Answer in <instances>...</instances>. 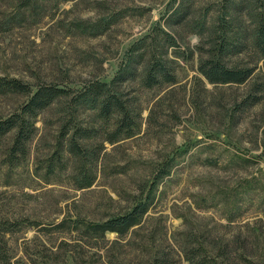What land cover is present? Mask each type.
<instances>
[{
	"label": "rangeland",
	"instance_id": "rangeland-1",
	"mask_svg": "<svg viewBox=\"0 0 264 264\" xmlns=\"http://www.w3.org/2000/svg\"><path fill=\"white\" fill-rule=\"evenodd\" d=\"M224 2L0 0V78L73 92L28 117L34 133L24 160L6 162L15 131L0 139V257L7 264H191L190 256L264 264V59L250 46L233 51L225 62L255 67L254 76L217 86L199 73L198 52L189 58L188 49L202 47L190 22L208 11L209 22L217 19ZM182 4L191 12L176 21ZM246 14L239 26L251 31ZM159 28L183 56L162 47ZM210 45L203 44L205 56ZM163 51L176 83L145 88V68ZM94 82L114 84L139 115L134 136L110 144L120 116L107 120L75 102ZM251 93L263 99L247 107ZM29 99L0 93V122ZM74 138L80 154L71 151ZM139 206L146 212L123 232L103 231Z\"/></svg>",
	"mask_w": 264,
	"mask_h": 264
},
{
	"label": "trees",
	"instance_id": "trees-1",
	"mask_svg": "<svg viewBox=\"0 0 264 264\" xmlns=\"http://www.w3.org/2000/svg\"><path fill=\"white\" fill-rule=\"evenodd\" d=\"M191 9L192 6L187 7V5L182 4L180 9L173 12L175 20L181 21L186 19ZM209 12H205L199 19L190 22L192 30L201 38L202 47H199L198 51L188 49L190 52L189 58L195 56L196 52H198V56H200L198 71L208 83L217 86L243 85L251 80L256 68L230 66L225 62V58L231 55L233 51L250 46L264 59V0H240L236 4L233 0H225L221 7L220 16L210 22L207 17ZM245 14L253 25L251 31H246L239 26L244 21L243 17ZM154 35L156 38L161 36V41L164 42L162 47L174 49L175 52L173 54L175 57L180 58L184 53L179 49L176 38L169 32L159 28ZM151 36L134 45L128 56L131 57L133 52L135 53L137 49L140 50L150 40ZM207 41L211 45L209 51H206L205 56L203 54V50H205L203 44L207 43ZM154 43L157 42L154 41ZM167 54L166 51H163L159 55H153L151 61L148 62L144 71V77L141 80V84L145 88H153L163 83H176V77L169 69L170 61ZM113 85L94 82L86 86L75 96L77 104L88 105L92 109L99 108L102 118L109 120L115 114L120 116L115 131L109 134L107 139L110 144H115L123 137L130 138L134 136L139 118L134 109L126 105L121 96L113 91ZM37 88L34 91L31 86L21 81L0 78V93H18L30 96V99L20 113H15L0 122V139L15 131L14 144L10 149L9 157L6 161L12 165L15 164V161L20 162L27 156L26 144L34 133L33 123L28 117L34 118L38 112L48 108L59 98L73 93L57 85H42ZM254 93L258 94V90ZM262 99L260 95L251 93L243 104L247 107H252L261 102ZM77 134L81 138H85L88 132L79 130ZM79 148V144L75 142L74 138L71 151L80 154L81 150ZM145 212L146 207L139 206L132 214L106 223L103 231L119 232V230H122L123 232L134 219L142 216ZM0 259L5 260L4 263L7 264L8 258L0 257ZM188 260L191 264H207V259L197 261L193 256H190Z\"/></svg>",
	"mask_w": 264,
	"mask_h": 264
}]
</instances>
